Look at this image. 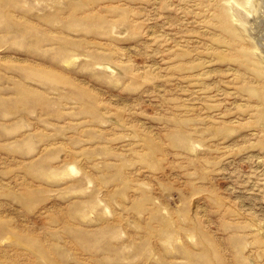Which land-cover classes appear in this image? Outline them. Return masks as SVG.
I'll return each mask as SVG.
<instances>
[{
	"label": "rangeland",
	"instance_id": "374dc122",
	"mask_svg": "<svg viewBox=\"0 0 264 264\" xmlns=\"http://www.w3.org/2000/svg\"><path fill=\"white\" fill-rule=\"evenodd\" d=\"M0 264H264V0H0Z\"/></svg>",
	"mask_w": 264,
	"mask_h": 264
}]
</instances>
